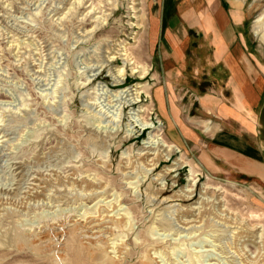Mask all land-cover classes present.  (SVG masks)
I'll list each match as a JSON object with an SVG mask.
<instances>
[{"label": "rangeland", "instance_id": "rangeland-1", "mask_svg": "<svg viewBox=\"0 0 264 264\" xmlns=\"http://www.w3.org/2000/svg\"><path fill=\"white\" fill-rule=\"evenodd\" d=\"M155 1L0 0V264H264V166L248 175L201 160L226 127L200 102L228 95L217 92L225 77L191 62L197 101L178 111L193 141L174 140L159 116L153 92L164 79L148 38ZM262 11L259 1L248 49L264 66L253 31ZM137 83L140 102L128 105ZM140 118L153 128L141 130ZM259 121L264 142V108ZM152 132L179 151L147 172L139 158ZM177 157L187 164L161 179ZM190 169L195 193L186 200ZM206 187L218 190V206L201 202ZM188 206H201L195 226L179 224Z\"/></svg>", "mask_w": 264, "mask_h": 264}, {"label": "crops", "instance_id": "crops-1", "mask_svg": "<svg viewBox=\"0 0 264 264\" xmlns=\"http://www.w3.org/2000/svg\"><path fill=\"white\" fill-rule=\"evenodd\" d=\"M259 1L264 2L156 0L150 16L149 44L152 52H157L161 59L164 79L162 86L153 92V99L163 124L169 133L173 132L171 137L174 140L195 139L190 121L181 120L178 111L183 108L181 102L185 104L186 110H191L197 101L194 94L198 89L194 83L188 82V75L193 77L197 73L196 70L192 75L188 73L191 62L197 60L202 63L200 65H206L207 62L208 67L217 72L215 76L225 77L217 92L228 95L223 96V99L202 98L200 102L205 106L213 105L216 116L224 121L226 127V130L217 133L218 137L210 144L209 152L201 154L202 163L208 168L228 166L250 175L264 166V142L262 138L258 139L262 133L258 129V122L260 110L264 108V66L248 49L250 23ZM263 28L264 11L253 24V31L260 39L264 37ZM206 47L208 56L203 55V52L199 55ZM191 48L196 51L192 54L193 59L189 55ZM213 159L219 162V167Z\"/></svg>", "mask_w": 264, "mask_h": 264}, {"label": "bare ground", "instance_id": "bare-ground-1", "mask_svg": "<svg viewBox=\"0 0 264 264\" xmlns=\"http://www.w3.org/2000/svg\"><path fill=\"white\" fill-rule=\"evenodd\" d=\"M107 1V0H106ZM113 4V3H112ZM138 10V9H137ZM139 17V16H138ZM105 19L101 20V25H103ZM264 31V28H263ZM263 39H261L264 42V37H262ZM129 50V49H128ZM127 50V48L123 47V54L122 56L125 58V63L128 62L130 65H134L132 67V72L133 73H139L141 76H143L145 74V68L134 60V58L131 56V52L129 53ZM121 55V54H120ZM119 55V56H120ZM140 69V70H139ZM124 76H125V70L124 68H120L117 70V75L115 76L116 79V83H120L121 81L124 80ZM224 80V79H223ZM210 81V80H209ZM258 81V80H257ZM242 82V81H241ZM204 83V82H203ZM239 83V82H238ZM256 83V82H255ZM236 84V83H235ZM242 85V84H241ZM258 85V84H257ZM259 87V86H258ZM225 88V86H224ZM144 89V85L141 83H137L135 86V93H133L131 96L128 95L126 97H131L128 100V105L130 104H135V103H139L140 102V93H142ZM201 89V88H200ZM225 90V89H224ZM238 90V89H237ZM127 91V90H126ZM220 91V90H219ZM235 91V90H234ZM239 91V90H238ZM237 91V93H238ZM129 93V92H128ZM214 94V93H213ZM114 95V94H113ZM116 95H118L116 93ZM206 95V94H205ZM216 95V94H215ZM222 96V95H221ZM235 96V95H234ZM125 97V96H124ZM127 104V103H126ZM227 105V104H226ZM223 106V105H222ZM221 106V107H222ZM250 106V105H249ZM224 109V107H223ZM226 109V108H225ZM220 110V109H219ZM149 111L146 107L144 106H139V111L138 114H143L144 112ZM225 111V110H224ZM130 114V113H129ZM132 114V113H131ZM136 116V115H135ZM138 117V116H137ZM140 117V116H139ZM132 117H130L131 119ZM141 119V118H140ZM141 130L143 129H151L153 128V123L151 121H149L148 119H141ZM206 122V121H205ZM205 122H201L202 125H204L205 129ZM138 127V126H137ZM131 132V131H130ZM131 134V133H130ZM150 141H148L147 145L145 147L141 148V158L140 161L143 162L144 164V168L146 169L147 172H149L153 166H155L156 164H159L161 160L167 161L170 160L172 158V155L176 152L179 151V147L176 144H171L168 143L163 136H161L159 133H150V138H148ZM203 140V139H202ZM180 145V144H179ZM181 146V145H180ZM205 147V146H204ZM209 152V151H208ZM208 154V153H207ZM151 156L152 158L150 160H148V157ZM160 156V158L158 157ZM211 158V157H210ZM142 159V160H141ZM223 160V159H222ZM154 162V163H151ZM187 162L183 161L181 159V157H177L175 159H173L171 165L167 166L164 170H163V174L161 175V179H165L167 176H169L171 173L179 171V169L183 166L186 165ZM225 167V166H223ZM234 167H232L233 169ZM257 168V167H256ZM225 169V168H224ZM190 171V178L188 179V182L191 184H188L187 186L183 187L182 189H180V195L179 197H181L182 199H186V200H190L193 198L195 190V183H196V174L193 170H189ZM229 171V170H228ZM238 172V171H237ZM236 172V173H237ZM249 177V176H248ZM160 179V180H161ZM205 185V184H204ZM207 186V185H206ZM202 189V188H201ZM200 198H201V202L202 201H207L213 205L218 206L222 199L219 197L220 195L218 194V190L217 191H212V193L210 191L207 190V187L205 188L204 191H200ZM185 213L184 216H181L179 219V224L183 225V226H195V224H198L200 222V214H201V206L199 208H194V207H185ZM223 211V210H222ZM247 227V225H246ZM260 228V227H258ZM257 228V229H258ZM247 229V228H246ZM250 229V228H249ZM253 229V227H252ZM262 231V230H261ZM263 232V231H262ZM73 233V232H72ZM256 235V234H255ZM261 235V234H260ZM258 236V235H257ZM256 236V237H257ZM15 238V237H14ZM16 239V238H15ZM18 241V240H15ZM74 241V240H73ZM75 242V241H74ZM71 244V243H70ZM73 244V243H72ZM71 244V246H72ZM73 249V248H72ZM240 250V249H239ZM240 252V251H239ZM245 255V254H244ZM241 257V256H240ZM249 257V255H248ZM240 263V261H239ZM246 264H250V262L246 263Z\"/></svg>", "mask_w": 264, "mask_h": 264}]
</instances>
